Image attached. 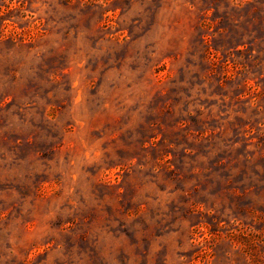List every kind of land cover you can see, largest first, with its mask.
Returning a JSON list of instances; mask_svg holds the SVG:
<instances>
[{"label":"rangeland","instance_id":"1","mask_svg":"<svg viewBox=\"0 0 264 264\" xmlns=\"http://www.w3.org/2000/svg\"><path fill=\"white\" fill-rule=\"evenodd\" d=\"M0 264H264V0H0Z\"/></svg>","mask_w":264,"mask_h":264}]
</instances>
